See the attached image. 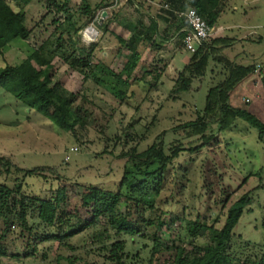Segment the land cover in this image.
Wrapping results in <instances>:
<instances>
[{"label": "rangeland", "instance_id": "rangeland-1", "mask_svg": "<svg viewBox=\"0 0 264 264\" xmlns=\"http://www.w3.org/2000/svg\"><path fill=\"white\" fill-rule=\"evenodd\" d=\"M83 1L94 10L102 0H71L70 10L75 12ZM182 2L133 0L129 5L127 0H107L104 6H98L93 19L78 34L81 47L95 46L88 81H84L83 75L70 71L60 60L55 59L52 63L57 92L72 102L83 118V124L72 132H62L0 88V159L25 171L43 169L38 178L25 180V195L47 200L57 188L67 183L76 184L78 193L88 186L115 192L123 168L129 162L126 154L131 150L141 153L159 142L166 150L179 144L185 150L197 146L198 137L188 138L187 130L177 128L203 117L208 90L225 80L228 71L210 57L205 76L195 80L188 92L178 94L173 91L179 72L192 55L184 50L179 37L181 26L185 30L184 22L178 17L183 12L180 11ZM190 2L186 8L191 7ZM43 4L44 0H35L25 9L29 28L45 15ZM234 7L237 9L233 10ZM220 8L218 24L225 29L220 28L218 33L214 29L216 34L212 39L230 38L233 43L219 56L236 66H254L255 69L264 66V0H221ZM244 10L250 13L245 20ZM102 13H106V17L100 21ZM151 18L158 22L154 37L156 47L139 38L143 30L138 23L141 21L147 26ZM63 19L62 14H50L27 41L12 42L4 53L6 63L19 65L42 41L50 38L52 20L62 22ZM75 20L82 26L86 18L75 14ZM253 26L257 28L240 29ZM247 35L248 41H240ZM116 37L125 44L121 45ZM132 52L139 53L141 59L126 85L116 76ZM148 71L151 74L144 81L140 80ZM157 73L160 77L155 87H151L149 84ZM250 77L249 82L244 81L234 88L229 105L247 110L264 124L261 76L252 73ZM208 133L213 139L205 147L195 153L182 152L166 170L157 205L161 207V218L169 232L161 237L165 242L175 241L177 245H180L179 238L185 252L189 253L190 239L184 232L185 222L200 219L210 225L217 219L214 226L221 229L228 209L247 194L249 204L233 230L242 241L233 242L231 258L233 264H237L236 257L244 262L246 259L258 260L264 254V137L259 141L257 131L241 120H236L223 133H217L213 124ZM72 149L77 151L71 152ZM20 176L14 174L11 178ZM1 181H5L4 177ZM11 182L7 184L11 185ZM11 234L16 238L17 228L11 227ZM81 240L75 238L73 241L78 245ZM17 241L5 244L1 264H37L35 260L22 258L25 250L22 240ZM138 246L129 248L132 254ZM42 250L38 247L37 259ZM13 254L14 258L11 257ZM139 254V264H145L147 252ZM101 259L95 254L88 256L86 261L104 264Z\"/></svg>", "mask_w": 264, "mask_h": 264}, {"label": "trees", "instance_id": "trees-1", "mask_svg": "<svg viewBox=\"0 0 264 264\" xmlns=\"http://www.w3.org/2000/svg\"><path fill=\"white\" fill-rule=\"evenodd\" d=\"M34 1L0 0V58L3 62L0 67V88L62 132L69 133L83 124V118L79 116L78 108L74 109L72 102L57 92L58 84L53 80L56 71L52 63L58 59L70 71L83 75L84 81H88L95 46L88 49L81 47L78 34L93 19L98 6H104L107 0H102L94 10L83 1L75 12L69 8L71 0H44L45 15L38 24L29 28L25 9ZM182 1L180 11H185L189 0ZM173 2L175 0H171ZM127 3L132 5L133 0H127ZM190 3V8L203 21L213 29L217 27L221 0H191ZM50 14L64 15L62 22L52 20L50 38L42 41L19 65H8L4 53L11 43L16 40L22 43L27 41ZM75 14L86 18L85 24L78 26ZM138 26L143 30L139 38L151 47H156V20L149 19L147 26H143L140 21ZM186 35V32H180L181 41ZM116 38L121 45L125 44L121 38ZM232 43L233 39L230 38L210 40L191 55L188 64L179 72L173 90L178 94L188 92L195 80L205 76L210 57L228 71L225 80L208 90L203 117L177 128L187 130L188 138L198 137L197 146L185 150L179 144L166 150L159 142L141 153H136V149L131 150L126 154L129 162L123 168L115 192L88 186L82 187L78 193L76 184L67 183L57 188L47 200L29 197L23 193L24 182L26 179L38 178L43 169L25 171L13 166L8 160L0 159V178L4 177L5 180L0 182V257L5 255L3 250L6 243L22 240L25 250L22 258L26 261L35 260L37 264H90L86 258L95 254L102 258L104 264H139L141 251H146L148 255L145 264H233L232 244L242 241L233 230L249 204V195L242 196L228 209L221 229L214 226L217 219L210 225L200 219L185 222L184 232L190 239L189 253L185 252L181 245L183 241L179 238L177 241L180 245L162 239L161 236L168 234L169 228L162 221L163 212L157 205L168 167L182 152L195 153L205 147L213 139L212 134H207L211 125L216 126L217 133H223L236 120H241L257 131L259 141L264 137V124L261 121L247 110L229 105L234 88L255 70L254 66H236L219 56ZM140 59L139 53L132 52L116 77L127 85ZM260 68L264 70V66ZM150 74L149 71L144 72L140 80L144 81ZM159 77L160 73L155 74L149 85L155 87ZM260 83L264 92V75H261ZM49 172L53 173L50 169ZM14 174L21 176L11 178ZM10 180L11 185L7 184ZM11 227L17 228L16 238L11 234ZM75 238L82 239L81 243H74ZM196 240L202 242L197 244ZM135 245L139 246L132 254L129 248ZM38 247L43 248L39 259ZM234 259L237 264H264V254L254 261L246 259L244 262L238 257Z\"/></svg>", "mask_w": 264, "mask_h": 264}, {"label": "built area", "instance_id": "built-area-1", "mask_svg": "<svg viewBox=\"0 0 264 264\" xmlns=\"http://www.w3.org/2000/svg\"><path fill=\"white\" fill-rule=\"evenodd\" d=\"M165 5V9L167 10ZM178 17L182 19L185 25L186 36L182 40V45L185 51L190 54H194L204 44L213 40L215 30L211 28L205 21H203L196 11L192 8H187L185 11L178 14ZM93 32L92 28H89ZM257 76L264 75V70L257 68L253 71ZM247 102V101H246ZM76 149H72L71 152H76ZM13 229V227H12Z\"/></svg>", "mask_w": 264, "mask_h": 264}, {"label": "crops", "instance_id": "crops-1", "mask_svg": "<svg viewBox=\"0 0 264 264\" xmlns=\"http://www.w3.org/2000/svg\"><path fill=\"white\" fill-rule=\"evenodd\" d=\"M255 2H257V1H255ZM235 9H237L236 7H234L233 8V10H235ZM252 12H255V8H252V10H251ZM242 15H243V20H245V19H248V17L250 16V13L248 12V11H246V10H244L243 12H242ZM219 20H220V18H219ZM218 20V21H219ZM157 26H158V22H157ZM221 25L220 24H218L217 25V27L215 28L216 30H217V33H218V31H219V29L221 28V29H225V28H223V27H220ZM158 28V27H157ZM228 28H232V27H228ZM252 28H254V29H256L257 27H255V26H253V27H242V28H240L241 30H245V29H252ZM220 29V30H221ZM181 33L182 32H185V30L184 29H182L181 31H180ZM216 34V33H215ZM243 34H246V32L245 33H243ZM215 36V35H214ZM217 37V36H216ZM249 35H247L246 37H244V36H242L241 38H240V41H248L249 40ZM217 39H221V38H217ZM250 79H252V77H248V78H246L245 80H243L242 82H244V81H250ZM241 82V83H242ZM240 83V84H241ZM239 85V84H238ZM252 88V87H251ZM231 95H232V93H231ZM231 95H230V97H231ZM230 101V100H229ZM0 264H1V262H0Z\"/></svg>", "mask_w": 264, "mask_h": 264}, {"label": "water", "instance_id": "water-1", "mask_svg": "<svg viewBox=\"0 0 264 264\" xmlns=\"http://www.w3.org/2000/svg\"><path fill=\"white\" fill-rule=\"evenodd\" d=\"M105 17H106V13H102L100 21H102V19Z\"/></svg>", "mask_w": 264, "mask_h": 264}, {"label": "bare ground", "instance_id": "bare-ground-1", "mask_svg": "<svg viewBox=\"0 0 264 264\" xmlns=\"http://www.w3.org/2000/svg\"><path fill=\"white\" fill-rule=\"evenodd\" d=\"M87 32V31H86ZM88 32H90V31H88ZM87 35V34H86Z\"/></svg>", "mask_w": 264, "mask_h": 264}]
</instances>
